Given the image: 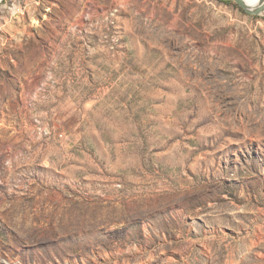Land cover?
I'll use <instances>...</instances> for the list:
<instances>
[{"label":"rangeland","instance_id":"1","mask_svg":"<svg viewBox=\"0 0 264 264\" xmlns=\"http://www.w3.org/2000/svg\"><path fill=\"white\" fill-rule=\"evenodd\" d=\"M0 264H264V12L1 0Z\"/></svg>","mask_w":264,"mask_h":264},{"label":"water","instance_id":"2","mask_svg":"<svg viewBox=\"0 0 264 264\" xmlns=\"http://www.w3.org/2000/svg\"><path fill=\"white\" fill-rule=\"evenodd\" d=\"M235 3L242 11L249 16H259L264 12V0H261L256 6H249L245 0H231Z\"/></svg>","mask_w":264,"mask_h":264},{"label":"bare ground","instance_id":"3","mask_svg":"<svg viewBox=\"0 0 264 264\" xmlns=\"http://www.w3.org/2000/svg\"><path fill=\"white\" fill-rule=\"evenodd\" d=\"M1 1V0H0ZM246 3L249 5V6H256L257 4L260 3L261 0H245Z\"/></svg>","mask_w":264,"mask_h":264}]
</instances>
